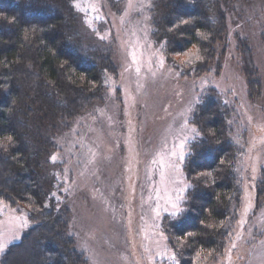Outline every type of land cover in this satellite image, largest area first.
Wrapping results in <instances>:
<instances>
[{
    "label": "rangeland",
    "instance_id": "rangeland-1",
    "mask_svg": "<svg viewBox=\"0 0 264 264\" xmlns=\"http://www.w3.org/2000/svg\"><path fill=\"white\" fill-rule=\"evenodd\" d=\"M73 2L85 42L106 46L115 66L114 74H106L100 99L59 127L50 157L61 164L58 179L68 195V232L75 249L86 264H167L173 259L162 225L175 211L168 200L179 199V209L188 182L184 159L168 153L182 142L187 153L197 133L190 122L193 105L213 86L238 107L233 138L242 147L236 163L242 193L227 245L208 264H264V200L257 201L255 190L264 167V0H229L217 60L197 77L181 76L152 41V0ZM243 41L261 84L252 100L244 90ZM30 225L26 209L0 198V257ZM34 252L26 242L12 251L7 264H31Z\"/></svg>",
    "mask_w": 264,
    "mask_h": 264
},
{
    "label": "trees",
    "instance_id": "trees-1",
    "mask_svg": "<svg viewBox=\"0 0 264 264\" xmlns=\"http://www.w3.org/2000/svg\"><path fill=\"white\" fill-rule=\"evenodd\" d=\"M228 3L152 0L150 36L181 76H200L217 60ZM106 48L85 42L73 0H0V198L26 209L31 221L0 264L26 242L35 249L31 264H86L68 232L61 164L50 157L59 127L89 110L106 88V74L115 73ZM239 49L252 100L260 80L250 48L243 41ZM231 99L209 86L193 105L197 133L182 163L188 187L177 214L162 225L174 257L167 264H208L227 245L242 193L236 172L242 147L233 138L239 112ZM255 190L264 200V167Z\"/></svg>",
    "mask_w": 264,
    "mask_h": 264
},
{
    "label": "snow or ice",
    "instance_id": "snow-or-ice-1",
    "mask_svg": "<svg viewBox=\"0 0 264 264\" xmlns=\"http://www.w3.org/2000/svg\"><path fill=\"white\" fill-rule=\"evenodd\" d=\"M191 55H192V56H195L197 59L199 58L198 55H197L196 53H192ZM133 60L135 61V58H134V57H133ZM187 62H188V63H191V59H189ZM161 64H163V61H161ZM137 71H139V69H137ZM191 131H192V132H195L196 130H195V129H192ZM186 139H187V138H185V142H186ZM9 140H11V137H9ZM184 147H185V143H184V142L179 143L178 145H175V146H174V148L168 153V155H169L171 158H176V159H179V160L182 161V160L184 159L185 154H186V153L184 152ZM177 149H178V151H177ZM55 159H56V157L53 156V157H52V160L55 161ZM163 166H164V165H163V162H162V167H163ZM167 167L172 168V169L175 170V171H178V170H179L178 167H177V165H176L175 163H169V164L167 165ZM161 177H162V181H163V179H164V173H163V172L161 173ZM168 203H170V204H171V207H172L173 209H175V211H173V212L171 213V215H176L177 212L179 211V209H178V207H177V205H178V203H179V199H177V201H172L171 199H169V200H168ZM153 211L156 212V215H159V211H158L157 209H154ZM3 249H4V243H3L2 240H0V251H3ZM173 259H174V257H173Z\"/></svg>",
    "mask_w": 264,
    "mask_h": 264
}]
</instances>
